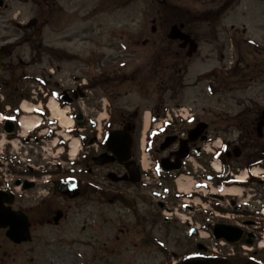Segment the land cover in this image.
I'll return each mask as SVG.
<instances>
[{"label":"rangeland","instance_id":"rangeland-1","mask_svg":"<svg viewBox=\"0 0 264 264\" xmlns=\"http://www.w3.org/2000/svg\"><path fill=\"white\" fill-rule=\"evenodd\" d=\"M26 2L7 0L8 8L0 11V49L6 54L5 72L0 76V106L11 107V115H20L23 104L39 106L41 113L36 117L42 121L41 129L34 132L35 137L27 144L13 141L14 155L8 154V157L22 160L25 169L31 165L38 170H53L52 177L42 178L43 183L48 181L47 186L21 194L16 209L28 211L41 200L51 201L48 205L40 203V207L30 213L31 243L16 246L0 229V264L182 263L188 254L198 251L196 244L200 240L188 239V228L183 222L199 217L195 218L194 211L178 212L171 215L175 218L171 225L165 224V215L156 205L163 199L153 195V192L160 191L154 185L142 192L135 188L128 191L129 184L113 185L105 178L101 179L106 188L113 185L112 190L129 192L126 195L128 202L140 213L146 208L142 196L147 200L144 199L150 207L151 217L146 227L136 220L123 201L98 204L96 197L81 195L65 203L57 192L59 180L73 174L80 182L85 180L84 171L78 170L81 161L77 160L76 166L71 164L70 148L59 146L61 135L70 137L69 145L75 142L77 134L63 132L65 126L54 131L50 125L55 123L50 124L52 114L47 104L54 99V92L87 82L94 88L91 99L71 106L74 113L73 108L81 109L80 106L85 104L87 120L99 119L101 113L107 112L106 121L112 112L123 109L153 110L159 101L164 100V106L170 109H175L177 104L194 108L196 115L203 114L202 119L213 124L215 129L237 137L238 132L242 133L243 110L250 119L259 104L262 107L259 109L264 111V1L56 0L55 5L48 0ZM214 7L232 8L224 18L213 21L209 17L208 20L204 12ZM175 9L178 14L188 11L195 14V22L184 30L199 43L200 49L193 57H187V49H181L178 41L167 39L175 19L170 13ZM34 18L38 19V24L33 28L26 27ZM187 68L183 80L187 88L182 91V74ZM207 72L210 73L205 74ZM121 78L126 81L117 89ZM208 85L213 89L211 93L207 90ZM105 89L115 90V93L120 91L124 96L118 101H114L117 96L111 97L110 101L103 93ZM47 93L50 95L45 98ZM203 107L206 108L204 113ZM209 110H214L215 116H211ZM22 114L29 117L24 111ZM122 114H116V118L119 120ZM105 121L99 123L102 134ZM138 121L139 118L133 120L137 125L134 152L135 162L141 165L139 141L142 138ZM176 122L180 123V120ZM183 129L177 126L175 131L182 133ZM52 131L56 133L49 134ZM91 148L95 154L102 152L93 144ZM14 158L0 165L2 183L23 179L24 173ZM115 170L114 166L104 168L100 173ZM122 171L123 168L116 172ZM106 195L109 199L113 197ZM138 196L141 199L136 208L133 202ZM171 202L177 207L189 204L181 199H171ZM51 204L67 210V218L58 226H40L42 212ZM248 219L249 215L245 214L242 220ZM201 231L205 244L213 247L214 243L208 239L209 232L205 227ZM151 237L160 239L164 247L155 246ZM255 248L259 252L257 258L264 260V249L257 245ZM240 249V256L245 261L248 251Z\"/></svg>","mask_w":264,"mask_h":264},{"label":"flooded vegetation","instance_id":"flooded-vegetation-1","mask_svg":"<svg viewBox=\"0 0 264 264\" xmlns=\"http://www.w3.org/2000/svg\"><path fill=\"white\" fill-rule=\"evenodd\" d=\"M48 2L53 3L54 0H49ZM54 4V3H53ZM251 108H249L250 110ZM247 111L243 110L242 111V134L240 135V139H239V144H240V148L242 149V167L248 166L249 164L254 163L255 161L257 162H261L264 160V126H263V135L259 136L257 135V125H258V121L260 119H263L264 121V112H262V110H260L258 107H256V109H254L253 112V117L250 119L249 117L247 118V116L245 115ZM261 116V117H260ZM263 117V118H262ZM129 124V121L127 118H124L120 125L122 127L126 126ZM90 129L87 124H86V131ZM183 129V128H182ZM190 129V127L188 128H184L183 132H179V134H184V131H188ZM176 131L174 130H166L163 134H160L159 137H155L156 139H158V141L156 142V147L154 150V154H153V158L154 159H159V158H163V157H168L173 159L175 157V153L178 151L179 145L177 142L173 143L172 145H170V147H168L167 149H165L164 151L160 150V147L162 145V143L168 138L170 137L172 134H174ZM94 130L90 129V131H88V133H85V141H89V144H93L94 141L96 140L97 134L93 135ZM135 133V130H134ZM93 136V138H91ZM176 137H179L178 135H176ZM154 138V140H155ZM89 139H92L91 141ZM150 143V142H149ZM230 144V143H229ZM100 147V146H99ZM231 150L234 148L230 147ZM150 149V146H149ZM100 150H103L100 148ZM94 150H91L90 152H88L87 155V164L90 165L92 164L93 158L96 156V154L93 152ZM99 151V149L97 150ZM231 153H227V157H229L228 155H230V157L233 156L232 151H229ZM98 154H100L98 152ZM97 154V155H98ZM17 167H20V164L17 165ZM33 172V171H30ZM29 175V174H28ZM166 175V176H165ZM163 176V182L167 183L168 180L170 179L169 175L170 174H165ZM129 184V186L127 187L128 189H133L135 188L137 191L142 192L147 190H150V188L152 187V181H147V179L144 182H140L138 184H133V183H127ZM95 185L99 186V182L95 180ZM262 184L258 183L257 184V189L261 192L260 195H257L258 198H260L259 201L260 206L259 209L262 210L264 208V191H262ZM160 190L163 188L162 184L159 185ZM119 189L115 190L116 195H117V199L119 197ZM129 191V190H128ZM160 196H163L164 199L162 201H159L157 203L158 205V209H160V212L162 213L163 210H165L167 208V206L169 205V200L171 199V194L169 193V190H163V192L161 194H158ZM227 195V194H225ZM141 199L140 196L136 197V200L133 202V205L135 204V207L137 208L139 206V200ZM145 198L142 196V200H143V204H146V208H143L144 213H136L134 207L132 206V213L133 216L136 218L137 221H139L140 223L143 222V226L146 227L147 224H149V219L151 217V213H150V207L148 205V203L145 202L144 200ZM100 200H103V197H100ZM134 200V199H133ZM147 201V200H146ZM167 202V204H166ZM236 202V201H235ZM42 203L47 205V200H42ZM233 205V204H232ZM235 206H239L240 207V212L241 215L240 217L242 218V194H241V199L239 201V203H235ZM169 210H172L170 207H168ZM139 210V209H138ZM53 213H54V208L49 207L48 209H44V211L42 212V216H41V222L45 221L44 224H49L52 220L53 217ZM246 214V213H245ZM155 217H157L156 215H154ZM174 221V220H173ZM164 222L166 224H171L172 222L166 218H164ZM246 220L243 221L244 223V227L246 225ZM146 224V225H145ZM242 227V221H241V225ZM238 261V260H237ZM233 262L230 264H243L241 261L238 262Z\"/></svg>","mask_w":264,"mask_h":264},{"label":"water","instance_id":"water-1","mask_svg":"<svg viewBox=\"0 0 264 264\" xmlns=\"http://www.w3.org/2000/svg\"><path fill=\"white\" fill-rule=\"evenodd\" d=\"M3 6V1L0 0V9ZM183 26L178 27L177 25L173 26L170 34L168 35L169 39L172 40H181L183 41L182 47L185 48L188 44H190V50H189V56H191L194 52L198 49V44L191 39V37L185 33L182 32ZM0 71H1V58H0ZM82 115H78L77 119L81 120ZM203 128H205L204 125H202L199 129L194 131L191 134L192 139H196L200 133L203 131ZM8 133L13 132V127L8 126L7 128ZM108 146L109 149L114 152L118 160L123 164H128L129 161L132 159V147H133V141L127 133L123 132H114L111 133L108 137ZM115 156H110L108 154L102 155L99 158L96 159V162L99 165H104L108 163H112L116 161ZM181 158H185L186 154L180 156ZM179 158V159H181ZM132 174H134V171L131 170ZM110 178L113 180H118L116 178V175L110 174ZM126 179V178H124ZM29 188V186H26ZM31 187V186H30ZM72 189V185L69 187L67 186H60L59 190L60 192L64 194H69L70 190ZM78 194L77 190H75L73 196H76ZM13 197L8 196L4 194V192L0 191V228H9L6 235L9 237L12 241H14L17 244H20L22 242H27L31 240L30 236V224L28 223V219L23 215L21 212H14L10 207H7L5 204H12L13 203ZM215 238L220 240L224 239L230 243H236L241 239V234L236 232L234 229L230 227L225 226H217L216 230L214 232ZM248 243H252L250 240ZM184 264H224L222 262L218 261H204V260H191L187 261Z\"/></svg>","mask_w":264,"mask_h":264},{"label":"bare ground","instance_id":"bare-ground-1","mask_svg":"<svg viewBox=\"0 0 264 264\" xmlns=\"http://www.w3.org/2000/svg\"><path fill=\"white\" fill-rule=\"evenodd\" d=\"M51 109L52 111L54 112V114L58 117V119L60 120V122L63 124V125H66L68 126L69 128H71V126L73 125V122L72 121H68L66 118V115H65V112L64 110L60 109L57 102L52 100L51 102ZM23 110L27 113V114H33L35 112V109L34 107L30 106V105H23ZM106 117V114L103 113L101 115V117L99 118L100 120H102L103 118ZM2 117L0 116V119ZM39 119H35V118H26L24 117L23 119V122H22V125H23V129L24 131L27 133V132H31L32 130H34L35 128H37L39 125ZM148 124H149V114L147 115V119H146V129L148 128ZM78 151V143L77 141L74 142V144L72 145V155H76ZM144 165H148V162H147V157L145 156L144 158ZM179 188L183 191H186L188 192L189 189H190V186L188 184H185V183H182L180 181L179 183Z\"/></svg>","mask_w":264,"mask_h":264},{"label":"trees","instance_id":"trees-1","mask_svg":"<svg viewBox=\"0 0 264 264\" xmlns=\"http://www.w3.org/2000/svg\"><path fill=\"white\" fill-rule=\"evenodd\" d=\"M223 12H224V10L222 11L221 9H218L217 11L205 13L204 16L207 17L208 20H210L209 17H212L213 21H215L221 17ZM194 18H195L194 14H192L191 12H187L186 14H180V18H178V15H176L173 22H176L177 20H179L181 22H185L188 25H192ZM197 19H199V18H197ZM199 20H201V19H199ZM204 20H205V18H204Z\"/></svg>","mask_w":264,"mask_h":264}]
</instances>
